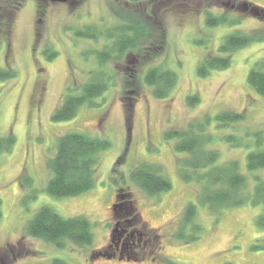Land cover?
I'll return each instance as SVG.
<instances>
[{
  "label": "rangeland",
  "instance_id": "1",
  "mask_svg": "<svg viewBox=\"0 0 264 264\" xmlns=\"http://www.w3.org/2000/svg\"><path fill=\"white\" fill-rule=\"evenodd\" d=\"M248 1L264 7V0ZM2 4L0 66L12 67L16 76L0 80V133L12 132L16 142L12 151L0 154V264H52L55 258L70 264H264V227L257 223L263 205L247 203L212 213L199 202L198 184L179 176L177 161L185 154L176 152L174 140L164 137L166 131L185 127L206 114L244 112L245 121L237 128L241 129H217L212 122L210 131L216 136L243 135L244 128L255 129L261 131L260 142L254 136L244 139L249 145L233 146L217 137L209 147L220 151L221 161L238 160L250 187L255 174L264 178V169L249 172L246 167L247 153L264 147V97L247 81L250 68L264 58V41L238 49L226 69H214L206 77L198 73L205 56L217 51L226 34L264 26L255 15L245 14L250 6L238 11L235 2L230 7L232 13L242 15L239 25L207 27L203 11L216 8L213 0L137 4L129 0H12L8 6ZM134 18L147 26L149 38L120 62L99 61L96 50L109 42L104 37L78 38L73 31L89 23L111 26ZM199 38L208 40L197 43ZM47 46L58 52L50 60L44 52ZM152 66L177 74V84L165 98L155 97L144 81ZM103 69L109 71L108 87L93 99L94 104H83L72 119L54 121L52 115L66 91L79 93L80 85ZM193 94L200 101L189 106L187 98ZM73 131L107 139L110 146L97 154L95 186L78 196L58 198L46 191L51 176L47 162L56 153L58 137ZM141 162L160 165L172 188L154 195L143 191L131 179V170ZM129 197L138 215L135 226L144 233L143 241L148 239L147 249L139 253L144 257L95 258L93 254L105 252L114 236V202ZM190 202L197 205L196 222L202 224L203 232L197 241L184 242L175 237V230ZM43 205L64 217H88L93 243L59 248L27 235L26 224Z\"/></svg>",
  "mask_w": 264,
  "mask_h": 264
},
{
  "label": "trees",
  "instance_id": "2",
  "mask_svg": "<svg viewBox=\"0 0 264 264\" xmlns=\"http://www.w3.org/2000/svg\"><path fill=\"white\" fill-rule=\"evenodd\" d=\"M139 3L142 0H129ZM170 1V0H149ZM216 8L206 7L203 11L204 22L207 27L229 26L241 24L242 15L232 13L230 7L238 4V11L250 6V11L245 14L255 15L264 25V7L250 1L239 0H213ZM12 4V0H0V10ZM19 3V2H18ZM20 2L19 4H21ZM8 8V7H7ZM2 11V10H1ZM11 14V10H6ZM1 15V14H0ZM11 14V19H13ZM124 16V15H123ZM9 19L8 28L12 20ZM2 18H0V32L4 30ZM9 30V29H8ZM74 35L78 38H91L99 40L104 37L109 42L102 49L96 50L99 61L108 64L111 61L120 62L128 57L131 50L138 47L141 40L149 38L147 26L138 20L129 19L111 26H99L89 23L73 28ZM207 38L197 39V43H205ZM264 41V26L251 31H239L238 29L226 34L216 52L208 53L198 66V73L206 77L214 69H226L231 66L233 54L240 48L254 42ZM0 40V48H1ZM47 58H54L58 52L47 46L44 49ZM130 55V54H129ZM109 71L101 70L94 74L93 79L80 85L79 93H72L69 88L59 107L54 111V121H64L75 117L79 108L88 103L94 104L93 99L101 95L108 87ZM16 76L15 70L10 67L0 66V80H7ZM144 81L153 89V94L158 98L170 95L177 84L178 77L175 71L163 66H152L144 76ZM249 85L264 97V58L258 60L250 68L247 76ZM200 101L197 94L189 95L187 102L194 106ZM246 114L235 110H223L212 116L206 114L201 118L190 120L185 127L168 130L164 133L166 140H174V150L185 155L178 159L177 170L180 178L186 182H195L199 186L198 199L202 205L214 214H220L227 207H235L243 204L263 205V211L257 217V223L264 227V178L259 174L253 176V187L249 186V180L238 160L221 161V153L218 149L209 147L217 138L233 146L249 145L244 139L258 138L260 142L261 131L255 129L243 130V135L224 133L220 136L210 131L212 122L217 129H237L245 121ZM15 136L12 132L0 133V154L12 151L15 145ZM110 142L107 139L90 136L80 131H73L58 137L56 153L48 159L47 165L51 171L46 184V191L55 197L78 196L95 186L97 167L99 163L98 153L107 149ZM246 167L249 172L264 169V147L258 146L247 153ZM163 172V168L157 164L141 162L131 170V179L143 191L154 195L172 188V182ZM23 181L28 182L27 178ZM31 183V182H28ZM130 200V197H129ZM2 199L0 198V217ZM197 205L190 202L182 211L175 230V237L184 242H194L201 238L202 224L196 222ZM27 235L43 239L59 248H64L68 243L78 246L91 245L94 240L92 223L85 215L64 217L53 207L41 206L28 221L25 227ZM157 235V234H156ZM158 236V235H157ZM258 247V246H256ZM98 252L94 253L95 256ZM92 256V257H93ZM52 264H70L68 261L55 258ZM223 264H236L224 262Z\"/></svg>",
  "mask_w": 264,
  "mask_h": 264
},
{
  "label": "flooded vegetation",
  "instance_id": "3",
  "mask_svg": "<svg viewBox=\"0 0 264 264\" xmlns=\"http://www.w3.org/2000/svg\"><path fill=\"white\" fill-rule=\"evenodd\" d=\"M117 202L122 203L123 201L114 203ZM134 206L132 200H125L122 207L114 211V229L117 228V231L105 252L112 256L118 255L120 259L140 260L144 257L139 256L140 251H144L148 247V239L143 241L144 233L135 226L138 215L133 212L135 210Z\"/></svg>",
  "mask_w": 264,
  "mask_h": 264
},
{
  "label": "water",
  "instance_id": "4",
  "mask_svg": "<svg viewBox=\"0 0 264 264\" xmlns=\"http://www.w3.org/2000/svg\"><path fill=\"white\" fill-rule=\"evenodd\" d=\"M49 1H53V2H67L69 0H49ZM123 204H124V202H122V203H118V202L115 203L113 205L114 211H116L119 207H122ZM116 231H117V228H115L113 230L114 236L116 234ZM114 236H113L112 240L114 239ZM98 256H105V257H108V258H111L112 257V255L111 254H108L107 252H100V253L96 254V257L95 258H97Z\"/></svg>",
  "mask_w": 264,
  "mask_h": 264
}]
</instances>
